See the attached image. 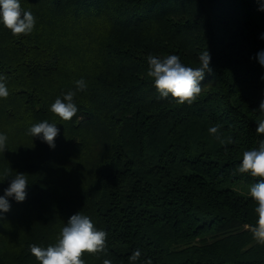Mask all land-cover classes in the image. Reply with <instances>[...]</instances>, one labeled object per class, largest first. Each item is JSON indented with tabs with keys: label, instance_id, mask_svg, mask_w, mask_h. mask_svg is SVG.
Here are the masks:
<instances>
[{
	"label": "trees",
	"instance_id": "obj_1",
	"mask_svg": "<svg viewBox=\"0 0 264 264\" xmlns=\"http://www.w3.org/2000/svg\"><path fill=\"white\" fill-rule=\"evenodd\" d=\"M36 18L13 35L0 22V196L24 173L26 199L0 212V264H40L29 245L58 242L80 212L108 233V255L85 264H264L253 239L257 206L250 185L261 178L233 171L264 140V0H20ZM213 71L191 105L161 98L147 75V56L178 55ZM77 91L78 112L64 121L50 111ZM47 120L60 129L51 148L29 128ZM220 125L221 144L208 129ZM7 174V175H6ZM239 187V188H238Z\"/></svg>",
	"mask_w": 264,
	"mask_h": 264
},
{
	"label": "clouds",
	"instance_id": "obj_2",
	"mask_svg": "<svg viewBox=\"0 0 264 264\" xmlns=\"http://www.w3.org/2000/svg\"><path fill=\"white\" fill-rule=\"evenodd\" d=\"M0 22L11 30L13 35H28L34 29L36 18L30 10L21 7L20 0H0ZM261 39H264V35ZM256 59L261 66H264V50L257 53ZM199 61L200 66L193 68L182 64L180 57L175 54L163 57L149 54L147 75L153 78L154 87L161 98H167L170 94L177 103L191 105L202 92L203 87L200 82L204 79L205 73L213 71L210 66L211 56L208 49L200 54ZM6 80L7 77L0 74V98L5 99L10 94ZM75 86V91L69 90L62 98L57 97L51 105L50 111L64 121H70L78 112L74 97L77 91L86 90L87 83L81 78L75 81ZM259 111L264 114V100H261L259 104ZM257 124L256 133L264 134V118L259 119ZM59 131L56 124H50L45 120L32 125L28 134L32 137H39L49 147L54 148V138L58 136ZM208 131L222 145L234 143L231 137L227 140L221 138L220 125H214ZM7 140V135L0 133V151L7 148ZM236 172L261 178L249 188V195L257 205L254 209L257 219L255 225L250 226V231L253 239L264 245V140L259 142L258 147L243 152L242 162L233 171V175ZM27 185L25 174H16L9 186L4 189V195L0 196V212L6 213L10 210L11 205L8 198L23 202L27 195ZM107 238L108 233L97 228L89 216L77 212L71 215L66 225L61 228L57 243L47 247L31 244L29 250L40 264H85L81 258L84 253L109 254ZM140 258L141 250L136 249L128 259L130 264H137ZM103 264H112V260L104 259ZM144 264H152L151 258L145 260Z\"/></svg>",
	"mask_w": 264,
	"mask_h": 264
},
{
	"label": "rangeland",
	"instance_id": "obj_3",
	"mask_svg": "<svg viewBox=\"0 0 264 264\" xmlns=\"http://www.w3.org/2000/svg\"><path fill=\"white\" fill-rule=\"evenodd\" d=\"M239 188V187H238Z\"/></svg>",
	"mask_w": 264,
	"mask_h": 264
}]
</instances>
